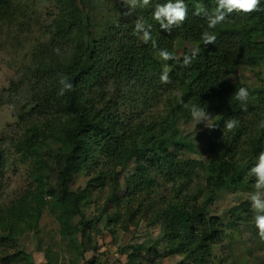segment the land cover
Returning <instances> with one entry per match:
<instances>
[{
	"label": "trees",
	"instance_id": "1",
	"mask_svg": "<svg viewBox=\"0 0 264 264\" xmlns=\"http://www.w3.org/2000/svg\"><path fill=\"white\" fill-rule=\"evenodd\" d=\"M164 2L151 0L149 8H138L131 15H124L123 6L121 20L107 22L102 36L92 44L83 40L84 30L79 25L58 27L50 43L32 47L33 61L25 68L31 97L19 115L20 133L7 142L19 165L27 167L29 178L14 201L0 205V248L16 245L25 234H39L40 221L48 211L58 221L60 235L76 248L70 264H80L91 252L92 240L100 234L101 219L108 213L105 207L98 217L89 220L83 210L92 203L95 189L107 186L111 188L109 203L128 199V203H134L133 196L140 191L155 207L166 208H153L162 223L161 237L130 247L127 264H160L159 258L164 255L158 246L164 240L165 255L181 256V264H215L214 248L222 241L227 226L241 223L257 232L250 202L242 204L249 208L230 210L228 224L212 216L211 207L222 191H254V177L247 172L264 149V129L258 127L264 119V85L247 87L250 95L244 111L231 96L246 86L232 77L240 66L256 69L264 63V11L233 13L213 30L215 43L204 45L201 34L206 21L193 15L194 2L211 10L215 7L213 0H184L188 18L170 33L152 19L155 4ZM13 3L0 0V29L18 21ZM117 8L121 10L119 5ZM138 17L151 26L155 48L151 41L144 43L133 34ZM178 41L192 42L195 49H200L189 67L181 65L192 52L178 57ZM64 44L69 46L66 53L62 52ZM55 48L61 50L60 55ZM158 49H167L175 58L160 59ZM165 70L171 81L167 84L160 82ZM60 74L66 75L74 87L63 96L58 95ZM15 86L13 82L10 93L18 92L20 84ZM178 99L205 108L212 117L215 127L208 135L202 162L188 155L179 124L192 118L189 108ZM6 103L0 98V109ZM231 118L238 125L227 131L225 121ZM5 159L7 162V155ZM132 163L136 174L127 181L126 194L121 197L119 177ZM198 169L204 181L196 193L187 192L182 198L179 191L178 198L170 200L159 194L158 173L176 184L199 179ZM77 175L86 176L88 181L84 189L74 191L72 182ZM151 192L155 194L152 199ZM135 215L129 213L127 220L132 221ZM78 217L80 221L75 223ZM119 217L110 216L107 227L118 223ZM110 233L115 235L113 230ZM78 236L83 240L82 249ZM51 254V250L45 252L47 264H54ZM10 259L34 264L24 251H16L12 257L4 255V261Z\"/></svg>",
	"mask_w": 264,
	"mask_h": 264
},
{
	"label": "rangeland",
	"instance_id": "2",
	"mask_svg": "<svg viewBox=\"0 0 264 264\" xmlns=\"http://www.w3.org/2000/svg\"><path fill=\"white\" fill-rule=\"evenodd\" d=\"M13 2L18 21L12 23L10 27L3 26L0 29V98L7 102L0 109V205H9L14 201L24 190L29 178L27 167L19 165L7 142L12 136L20 133L17 126L19 115L31 97L25 68L33 61L32 54L30 55L32 47L50 43L58 27L66 29L79 25L84 30L83 40L92 44L102 36L107 22L121 20L123 16L121 0H13ZM196 4L197 2H194V5ZM118 5L121 10L117 8ZM68 48V44H64L62 52L66 53ZM194 49L192 42L175 43L178 57ZM232 79L250 88L264 85V63L256 69L240 66ZM13 82H16V86L20 84L18 92L13 91L14 95L9 92ZM179 128L184 134L189 157L202 162L206 156L207 138L211 129L205 127L204 122L196 124L193 119L185 124L181 122ZM135 168L134 163L130 164L119 177L121 197L126 194L127 181L136 174ZM197 174L200 175L199 179L179 180L173 184L167 181L164 174L158 173L156 180L159 184L157 187L159 194L170 200L178 198L179 191L182 192V198H185L187 192L196 193L204 181L203 173L199 169ZM87 181L84 175L75 176L72 189L74 191L84 189ZM95 190L92 203L83 210L85 218L92 220L98 217L105 207L108 208V213L101 219L100 234L97 235L99 239L95 235L91 252L85 254L80 264H127V250L129 251L130 247L150 244L161 237L162 223L157 219L156 211H153L156 204L152 203V200L150 203L146 201L140 191L133 196L136 197L134 203H128V199L116 204L109 203L111 196L109 186ZM250 192L252 191L248 189L236 192L222 191L211 207V215L221 217L228 224L230 210L242 207L246 201L249 203ZM154 196L155 194L151 192V199ZM157 201L159 202V198ZM155 208H161V211L166 209L161 205ZM131 212L136 214L132 221L127 220ZM117 214L120 216L118 223L107 227L109 217ZM252 214L254 215L253 211ZM79 221L80 217L75 223ZM111 230L115 235L110 233ZM79 237L78 247L82 249L83 240ZM85 242L88 246V242L86 240ZM166 247L165 240L159 243L158 251L164 255L159 258L160 264H181L183 260L181 256L165 255ZM48 250H51L54 264H70L76 257V248L60 235L58 221L47 211L40 221L39 234H25L16 245L6 249L0 248V264H25L23 260L4 261L5 254L12 257L16 251H24L26 255H30V261L34 264H47L45 252ZM214 256L215 264H264V242L259 240L257 232H253L250 226L241 223L230 228L227 226L222 241L214 248Z\"/></svg>",
	"mask_w": 264,
	"mask_h": 264
},
{
	"label": "clouds",
	"instance_id": "3",
	"mask_svg": "<svg viewBox=\"0 0 264 264\" xmlns=\"http://www.w3.org/2000/svg\"><path fill=\"white\" fill-rule=\"evenodd\" d=\"M215 7L209 10L203 3H197L193 15L202 16L206 21V27L201 34V40L204 45L214 44L216 36L213 30L218 25H221L227 17L233 13L251 14L257 11H264L261 8V0H213ZM126 11L124 15H131L136 9H147L151 6V0H121ZM188 18V6L184 0H165L164 3H156L152 10V19L155 20L160 29L165 32H171L174 27L181 26ZM150 25H147L143 17H138L135 21L133 30L134 35H138L144 43L152 42L153 47H156V42L152 39L150 33ZM197 47L192 51L191 56H185L182 62V67H189L192 60L199 53ZM54 52L57 55L61 54L59 48H55ZM157 55L164 61L172 60L175 57L167 51V49H158ZM160 82L170 83L168 71L165 70L160 75ZM59 84L61 85L58 95L63 96L68 91H74L73 84L69 82L66 75L60 74ZM249 90L247 87L236 89L231 98L240 102L241 108L247 111V103L249 100ZM178 103L185 108H189L191 118L196 124L205 123V127L211 129L215 126L211 123L212 117L205 110L196 104L189 106L182 99H178ZM238 125L235 118L225 121V129L232 131ZM258 127L264 129V119L260 120ZM247 175L254 177V191L248 195L250 208L253 211V223L257 229V235L261 242H264V149H262L255 158V163L248 169Z\"/></svg>",
	"mask_w": 264,
	"mask_h": 264
}]
</instances>
